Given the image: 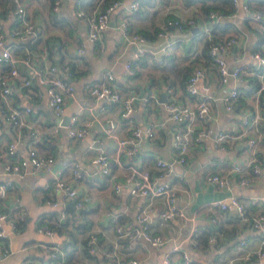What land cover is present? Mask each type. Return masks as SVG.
Returning a JSON list of instances; mask_svg holds the SVG:
<instances>
[{"label":"crops","instance_id":"crops-1","mask_svg":"<svg viewBox=\"0 0 264 264\" xmlns=\"http://www.w3.org/2000/svg\"><path fill=\"white\" fill-rule=\"evenodd\" d=\"M20 1L27 9L29 17L37 21L38 30L32 40L34 41L37 36V38H41V41L40 47L35 48L38 50L46 49L47 52L51 50V56H60L62 59L68 58L73 65L74 75L72 80L75 83L77 98H65V114L66 112H69V114L77 112L83 115L89 111L88 108L92 107L97 108L99 111L98 108L103 104V101L99 102L100 100H96L83 92V84L100 80L107 69H112L115 72V81L125 92L133 91L142 96L147 94L151 96L148 99L147 106L144 105V107L138 101L134 112L130 116L117 117L116 126L121 133H124L127 124L131 121L140 123L155 122L154 137L142 139L138 153L131 157V160L122 156V161H140L143 166L150 169L151 175H156L157 168L154 165V157L157 154L170 156V136L172 130L177 127L176 122L167 117V112L162 104L163 99L160 98L161 93L165 92L166 84L169 82L160 76L161 68L158 65L150 64V62L141 65L140 74L135 77H130L122 70V61L131 55L136 44L124 42L119 24L122 19H125L133 31H136L139 27L150 29L149 26L152 24H156L158 30L166 29L167 27H163V23L169 14L172 13L182 17L191 16L196 10L198 2L184 5L181 0H173L171 13H169L166 8L158 6V0H155V4L150 8V11L141 10V8H145V5L139 9L135 8L129 11L127 7H129L130 2L135 0H120L119 5L110 11L109 22L101 38L94 40V42H86L83 47L84 51L80 53L77 51V46L82 42L87 29L83 19L76 13L75 0H67L55 15L58 17L67 16L78 24L76 34L79 39L77 40L73 39L70 32L65 29L64 23L54 24L50 20L52 0ZM103 1L98 0V4L102 5ZM137 1L139 3L140 0ZM243 2H246V0H238L235 10L227 16L223 15L222 18H227V21L231 22L232 28L236 30L229 28L225 34L235 33L241 41V46H233L224 54L225 60L230 66L249 62L251 50L261 38L258 31L260 23L249 17V12L242 7ZM260 3L261 9L264 10V2ZM7 13L8 16L5 19L0 16L6 30L11 27V23L16 18L13 10ZM201 23L202 21H199L198 18L196 23L187 29L173 28L170 35H167L169 37L159 35L157 31L154 38L146 36L145 43L152 50L160 51L161 47L170 40L169 55L171 51L175 50V61L177 65H182L186 62L185 59L188 60V58L182 57L185 53L186 44L192 40L195 32L203 31ZM168 29L170 30V28ZM47 37H50V41H46ZM201 42L202 39L198 40L196 45H200ZM201 62L203 63V61ZM164 69L172 75H177V69H174L171 65H167ZM150 74L156 77L155 81H152ZM206 83L209 85L206 95L211 101L212 110L203 123L210 124L214 129L222 128L232 132L238 131L241 127V115L249 103L246 102V95L245 93L242 94L235 101L231 110L224 108L221 97L233 86L238 87L240 92L242 89L245 90L249 86L248 77L246 76L240 80L229 77L227 81L222 82L218 70L216 71L211 66L205 65V76L203 75V78L199 79L198 82L200 95L204 93L202 86ZM263 93L262 95H264ZM155 95L159 101L155 100ZM14 102L19 105H23L25 102L22 89L18 86L14 87ZM30 117L37 122H46L47 124L58 119V116L52 112L46 103L45 98H41L37 103H34L30 111ZM200 123L198 120L196 123L197 128ZM257 128L260 133L259 146L263 158L260 174H253L246 170L245 172H231V180L227 186H217L206 181L205 174L211 171L224 173L231 166V163L224 153L218 151L212 145L209 138L197 141L193 137L187 154L188 163L186 165L176 164L174 169L167 175V180H170L176 186L178 203L185 208L188 214L195 216V225L198 230L205 229L212 222L210 220L211 216L216 217L214 223L217 230L213 233L214 239L210 240L208 238L211 243L207 246L200 243L193 245L190 238L180 241L191 229L189 220L180 217H173L165 222H159L153 218L149 225L152 233L174 236L175 242L167 240L162 245L153 246L142 239L129 236L117 237L114 228L116 222L111 220L107 212L109 210L110 212H116L119 223L125 227L131 226L136 223V214L143 205L145 198L131 194L127 185L122 186L116 192L113 185L115 181L122 177L121 169L114 168L109 174L103 175L100 172V166L91 161L92 156L99 151L114 152V139L105 135L100 125L92 124L89 133L82 140H73L67 137L62 129L57 134L46 132L37 145L41 152L45 150L55 155L52 169L62 166L64 175L69 174V162L71 163L73 160L82 162V170L85 173L82 180L79 181V193L76 198L80 199L82 204L77 206L74 204L75 200L65 198L66 206L70 207L68 210L65 209L67 223L64 228L67 230L77 233L79 232V226L88 228L82 234V237L89 230L96 231L103 247L110 246L117 239L123 264H161L162 255L167 251L170 254L172 264H181L182 249L187 250L192 258V264H225L228 258L243 252V246L241 247L238 244L241 237L248 238L246 246L248 248H255L262 239L264 240V224L260 227H251L248 218L252 214L264 211V129L261 130V128H264V119L257 124ZM251 132H254V130H251ZM11 136V125L0 114V149L5 146ZM22 137L25 141L30 137V133L25 128ZM228 143L231 142L228 141ZM245 148L246 144L244 143L237 145L233 149L232 158L240 161ZM183 170L184 176L188 179L187 183L180 176ZM242 174L249 175L251 179L249 183L243 184L238 181ZM9 176L12 183L8 186L6 194L0 196V212H8L14 220L17 217L24 218V223L20 229L15 228V226L10 228L7 223L4 224V229L8 233L7 242L12 248V252L1 257L0 264H22L25 259L40 263L38 257L47 256V250L44 248L46 243L55 244L63 242L64 239L65 241L68 240L69 236L66 230L61 232L55 229L53 234L37 230L39 224L58 223L56 217L59 219L58 216L62 206H53L48 200H58V203H61L64 196L59 192L45 188V184L53 179L52 171L46 168L27 169L22 174L13 173ZM230 194H236L244 201L249 197H258V202L255 205H247L246 218L239 217L234 211L222 210L212 205L213 200ZM157 204L160 205V201H157ZM176 242H179L181 247H175ZM74 248L78 260L69 261L67 264H107V260L101 251L95 253L92 257V254L84 253L80 241L74 243ZM132 258L136 259L137 262H131ZM235 262L237 264H264V256H252L247 261L237 258Z\"/></svg>","mask_w":264,"mask_h":264},{"label":"built area","instance_id":"built-area-1","mask_svg":"<svg viewBox=\"0 0 264 264\" xmlns=\"http://www.w3.org/2000/svg\"><path fill=\"white\" fill-rule=\"evenodd\" d=\"M14 3L13 13L19 20L18 24L12 25L8 30L3 26L0 19V114L10 123L12 136L0 149V170L2 179L0 180V196H4L7 188L11 185L10 174H22L27 169L37 170L46 168L52 171L53 179L45 184L54 192H59L64 196V200L58 203V200H48L53 206L61 205L59 220L66 217L65 198L75 200V205L80 206L82 201L76 199L79 193L78 184L82 180L83 172L82 162L73 160L69 162V174H63V167H54L55 155L43 153L38 148V143L43 139L45 133L57 134L62 129L67 137L73 140H82L89 133L92 124H98L102 132L112 137L115 141L113 153L99 151L94 154L91 161L100 166L101 174H109L114 168L121 169L122 177L114 182L113 189L117 192L122 186L127 185L131 194L143 196L145 198L143 205L136 214V223L131 226H123L118 222L116 212H107L113 222H116L115 231L117 237L129 236L136 239H142L150 245L158 246L164 244L167 240L175 242L174 236L152 233L150 231V222L153 218L159 222H165L173 217H180L189 220L191 224L190 232L181 240L191 239L193 245L199 244L198 231L195 225V216L188 214L185 208L178 203L176 186L167 175L172 171L176 164L186 165L188 163V151L191 147V139L194 137L197 141L209 138L212 145L225 154L230 161L231 166L224 173L211 171L205 174V180L217 186H227L230 183L231 172H241L245 170L253 174L262 172L263 158L259 146L260 133L257 131V124L264 119V106L259 103V98L264 92V13L260 10L248 11L247 2H243L242 7L249 12V17L260 23L262 30V42L260 47L253 48L250 53V61L234 64L230 66L225 60L224 54L233 46H241L240 38L235 33L227 34L222 39L213 40L209 44V55L214 60L220 79L222 82L232 77L240 80L246 76L255 74L259 79V84L250 94L246 95V102H249L240 118L241 127L238 131L232 132L227 129H214L210 124L203 123L205 118L211 113V101L207 97L209 85L203 84L204 93L200 95L199 79L205 76V65L201 61L193 64L191 71L186 79V95H181V87L175 84H166L162 101L163 108L167 112V117L176 122L177 127L172 130L170 136V156L157 154L154 157V165L157 168L156 175H151L148 167L143 166L140 161L123 162L122 156L129 158L136 155L139 150L140 141L144 138L151 139L155 135V122L145 123L131 121L126 126V131L121 133L117 129V117H128L134 112L138 101L147 106V95H139L136 92H125L115 81L116 74L112 69L104 71L98 81H90L83 84V92L92 96L96 100L103 101V104L97 108H88L89 111L83 115L73 112L69 114L66 124L61 122L64 111V100L66 97H76V87L72 79L74 69L71 67L68 58L62 59L60 56L49 57L46 49L38 50L34 46L27 44L37 33V21L31 19L28 11L20 0H12ZM67 0H52L51 10L58 13ZM79 0H75L78 4ZM99 3V2H98ZM90 11L82 8H76V13L86 24L87 32L83 37L77 51L82 53L86 42H94L101 38L104 29L109 22V13L119 5L120 0H109L105 5L98 4ZM233 5H238V0H232ZM138 1L130 2L127 10L137 8ZM158 6L166 8L171 13L173 0H158ZM210 22L201 23V28L206 38H211L213 33L211 27L213 23L218 22L224 16L216 9L208 12ZM194 15L182 17L169 14L163 23L166 29L158 30L162 36L170 35L173 28L183 30L196 23ZM119 27L124 42L136 44L133 52L122 61V70L127 75L136 73V64L142 59V56L148 52L150 60L153 62H162L169 55L170 40L166 42L160 51L152 50L146 45V36L140 31L130 29L127 21L122 19ZM170 28V30L168 29ZM169 37V36H167ZM11 38V39H10ZM16 42H22L20 49L16 48ZM22 89V96L25 100L23 105L14 102V87ZM240 89L233 86L222 95L221 101L225 109L231 110L235 101L242 95ZM155 100L158 97L155 95ZM181 97V98H180ZM184 97V98H183ZM45 98L46 103L52 112L58 116L53 123L37 122L30 117V111L34 103L39 99ZM144 106V107H145ZM96 109V110H95ZM200 121L197 128L196 123ZM30 133L29 139L23 140V129ZM197 128V130H196ZM254 130V132H251ZM195 134L193 135V133ZM230 141L231 143H228ZM240 143L246 144L241 160L236 161L232 158L233 149ZM184 182H188L184 176V170L180 173ZM249 175L242 174L238 181L243 184L250 182ZM160 201V205L157 204ZM258 197H249L247 200H241L236 194H230L212 201V205L222 210L234 211L239 217L246 218L247 205H255ZM251 227H260L264 224V211L257 212L248 216ZM212 222L216 221L215 216H211ZM7 223L10 228L14 227L15 220L9 216L8 212H0V258L12 252V248L7 242L8 233L4 224ZM4 226V227H3ZM37 230L53 234L54 229L47 223L39 224ZM85 245L88 252L95 254L102 252L107 260V264H123L122 255L119 250L118 240L115 239L110 246L103 247L99 235L96 231H90L85 235ZM214 239V234L209 236ZM175 247H181L176 242ZM247 237H241L238 244L243 248V252L236 254L226 260L225 264H237L236 259L250 260L254 255L256 257L264 256V240L255 248L246 247ZM44 248L55 261V264H65V250L61 242L46 243ZM181 264H192V258L187 250H181ZM131 262L137 260L132 258ZM22 264H40L37 261L25 259ZM161 264H172L169 252L162 255Z\"/></svg>","mask_w":264,"mask_h":264},{"label":"trees","instance_id":"trees-1","mask_svg":"<svg viewBox=\"0 0 264 264\" xmlns=\"http://www.w3.org/2000/svg\"><path fill=\"white\" fill-rule=\"evenodd\" d=\"M104 0L103 4L105 3ZM181 2L184 5H189L195 2L197 3V7L196 10L194 11L193 15L196 19L199 18V21L205 22V23H209L210 17L208 15V12L210 10H218L222 15H229L231 14L234 10H235V6L232 3V0H181ZM247 4H248V11L253 12L255 10H260L261 12L264 13V10H262V6L260 2H264V0H246ZM98 3V0H79L78 4H75V8H82L85 11H90L91 9H93ZM155 4V0H140L139 1V6L136 9H139L141 6L145 5V8H141V10H147L150 11V8ZM14 8V3L12 0H0V16L5 19L6 16H8V11L13 10ZM74 8V9H75ZM156 12V11H155ZM54 24L57 23H61L65 25V29H67L71 36L73 37V39L77 40L79 39V36L76 34L77 32V25L76 22L73 19H70L67 16H56L55 12H51V19H50ZM19 20L18 18H14L13 23H11V26L14 24H18ZM231 22L227 21V18L222 19L219 22L213 23L212 27H211V31L213 33V36L209 39L205 37V33L203 31H197L195 32V34L192 37V40H190L187 44H186V49H185V53L182 55V57L184 58H188V60L185 59V63L182 65H177L176 61H175V56H176V51L173 50V52L171 51V54L168 57H165L164 60L162 62H152L150 59V54L148 52H146L143 56L142 59L136 64V73L134 75H130V77H135L137 75L140 74V67L141 65H146L147 63L150 62V64H154V65H158L161 68V77L169 82L168 84H177L181 87L182 90V94L181 95H186L187 91L185 89V83H186V79L191 71V68L194 64V62L198 61H203V63L205 65L211 66L212 68L216 69L217 71V67L216 64L214 62V60L210 57L209 55V44L211 41L213 40H218V39H222L223 37H225L227 34H225V32H227V30L229 28H232V24L230 25ZM151 24V23H150ZM261 26V25H260ZM150 29L146 28V27H139L136 31H141L145 36H147L148 38H154L157 35V31H158V27L156 24H152L151 26H149ZM234 31L235 28H232ZM132 30V29H131ZM258 31L260 32V37L258 43L255 44L254 48L260 47V43L262 42L263 38V34H262V30L261 27L258 28ZM199 35H200V39H202V42L200 45H196V42L199 39ZM40 41L41 38H37L32 42L31 41H27L26 43L29 45H32L34 47H40ZM46 41H50V37L46 38ZM23 45L22 42H16V48L20 49L21 46ZM37 49V48H36ZM49 56L53 58V56H51L52 51L48 50ZM71 64V61H70ZM161 65V66H160ZM167 65H171L174 69H177V75H172L169 71H167L166 69H164ZM71 67H73V65L71 64ZM74 69V68H73ZM151 79L152 81H155L156 77L154 75H151ZM248 77V82H249V86L244 90L242 89L241 92L245 93V95L250 94L253 90H255V88L258 86L259 84V79L257 78V76L255 74L249 75ZM185 92V93H184ZM264 94V93H263ZM259 103L264 106V95H260L259 98ZM264 128H261V130H263ZM43 153H50L48 151H43ZM150 170V169H149ZM153 173V172H152ZM155 174V173H153ZM70 207L67 206L66 209L68 210ZM58 223H47L51 228L57 230V231H67L68 232V240L61 242L63 244V248L66 252L65 254V264H67L69 261L72 262L73 260L77 261L78 258L76 257V253H75V248H74V243L80 241L82 243V247H83V251L86 254H91L88 252V248L85 245L86 239H85V235L84 237H82V234L85 232L86 229L88 228H84V227H80L79 226V232L75 233L74 231H69L66 228H64L65 224L67 223V216L63 219V220H59L56 217ZM24 223V218H20L17 217L15 218V228H22V225ZM217 230L216 225L214 222L209 223L208 226H206L205 229H197L198 231V238H199V243L202 244L203 246H207L209 245L211 242L208 241V238L210 235H212L215 231ZM90 232V230H89ZM88 232V233H89ZM106 248L108 246H105ZM94 254H92L93 257ZM88 256V255H87ZM254 256V255H253ZM40 264H55V261L53 260V258L49 255V253L47 252V256H41L38 257Z\"/></svg>","mask_w":264,"mask_h":264},{"label":"water","instance_id":"water-1","mask_svg":"<svg viewBox=\"0 0 264 264\" xmlns=\"http://www.w3.org/2000/svg\"><path fill=\"white\" fill-rule=\"evenodd\" d=\"M68 79H72V78H71V77H68ZM237 82H239V81H237ZM160 98H161V99H164V98H165V96H164V93H163V92L161 93V96H160ZM68 119H69V112H66V114L63 116V118H62L61 122H62L63 124H66V123H67V121H68Z\"/></svg>","mask_w":264,"mask_h":264},{"label":"rangeland","instance_id":"rangeland-1","mask_svg":"<svg viewBox=\"0 0 264 264\" xmlns=\"http://www.w3.org/2000/svg\"><path fill=\"white\" fill-rule=\"evenodd\" d=\"M181 241V240H180Z\"/></svg>","mask_w":264,"mask_h":264}]
</instances>
